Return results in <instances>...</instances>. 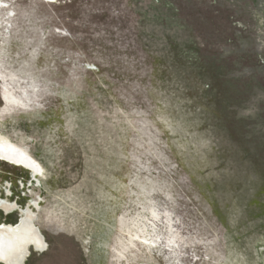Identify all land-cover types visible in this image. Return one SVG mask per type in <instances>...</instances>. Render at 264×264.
Segmentation results:
<instances>
[{
	"label": "rangeland",
	"instance_id": "obj_1",
	"mask_svg": "<svg viewBox=\"0 0 264 264\" xmlns=\"http://www.w3.org/2000/svg\"><path fill=\"white\" fill-rule=\"evenodd\" d=\"M0 264H264V0H0Z\"/></svg>",
	"mask_w": 264,
	"mask_h": 264
}]
</instances>
